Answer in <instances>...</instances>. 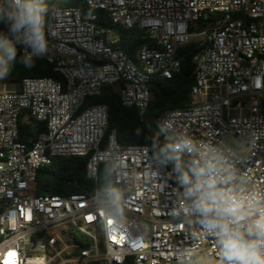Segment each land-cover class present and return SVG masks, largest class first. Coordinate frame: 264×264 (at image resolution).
I'll return each mask as SVG.
<instances>
[{
  "label": "built area",
  "instance_id": "2783aa9c",
  "mask_svg": "<svg viewBox=\"0 0 264 264\" xmlns=\"http://www.w3.org/2000/svg\"><path fill=\"white\" fill-rule=\"evenodd\" d=\"M83 1L90 12L55 7L47 21L53 35L39 59L64 83L0 79V264H190L201 254L221 264L214 237L172 216L177 186L169 171L155 170L149 148L121 144L108 131L106 105L80 107L110 87L143 119L150 82L171 79L187 56L179 49L191 43L190 102L164 111L158 126L171 120L175 132L229 152L247 187L264 194V0ZM94 11L152 46L131 59L118 30L97 24ZM22 113L44 126L29 144L19 140ZM73 156L87 157L93 194H37V171ZM105 163L122 191L119 222L96 207ZM186 250L190 256L181 255Z\"/></svg>",
  "mask_w": 264,
  "mask_h": 264
},
{
  "label": "clouds",
  "instance_id": "9594fccd",
  "mask_svg": "<svg viewBox=\"0 0 264 264\" xmlns=\"http://www.w3.org/2000/svg\"><path fill=\"white\" fill-rule=\"evenodd\" d=\"M46 0H0V79L17 62L18 45L24 49L19 62L28 70L49 53ZM167 142L150 146L157 172L170 168L177 186L174 218L194 221L214 237L221 264H264V194L251 190L229 152L197 143L185 133L175 132L166 119L161 125ZM110 169L105 163L103 175ZM96 207L119 222L124 213L122 191L109 181ZM182 256H190L186 250Z\"/></svg>",
  "mask_w": 264,
  "mask_h": 264
},
{
  "label": "trees",
  "instance_id": "16d2710c",
  "mask_svg": "<svg viewBox=\"0 0 264 264\" xmlns=\"http://www.w3.org/2000/svg\"><path fill=\"white\" fill-rule=\"evenodd\" d=\"M48 5V16L55 7H78L84 12H90L83 0H46ZM96 22L101 26L111 27L120 33V44L125 48L129 57L136 60V53L142 47H151L152 43L145 38L141 32L135 29L126 30L114 26L106 14L102 11H94ZM0 31L7 29L0 24ZM193 44L189 43L179 49L181 53H187L185 59L180 63V68L171 79L154 78L150 82L151 99L148 111L143 119L138 117L134 108L123 107L116 90L105 87L97 96H91L84 100L80 110L87 106L104 104L108 108V131L115 129L117 140L123 145H145L149 148L154 141L163 144L167 138L161 132L157 119L166 110L181 108L190 102V89L193 85L192 65L189 58L194 52ZM17 62L14 64L10 74L3 80L11 83H19L24 78H52L63 82L62 76L53 71V68L43 59L35 61V67L28 70L19 62L21 46L18 45ZM19 140L29 144L37 134L44 130V126H34L31 120L22 113L18 120ZM151 155L152 152L150 151ZM87 157H55L50 164L41 167L36 174V193L39 195L71 194L92 195L94 192V181L86 175L85 165ZM165 169V171H170ZM105 164H100L96 188L99 198H102L109 181L115 182L111 171L103 175ZM76 240L78 237L74 236ZM82 239L79 238V241ZM89 264H97L90 262Z\"/></svg>",
  "mask_w": 264,
  "mask_h": 264
},
{
  "label": "rangeland",
  "instance_id": "374dc122",
  "mask_svg": "<svg viewBox=\"0 0 264 264\" xmlns=\"http://www.w3.org/2000/svg\"><path fill=\"white\" fill-rule=\"evenodd\" d=\"M114 38V36H112ZM89 107V106H87ZM85 107V108H87ZM83 108V109H85ZM229 143L231 145H234V142L229 140ZM247 152V147L245 145H243L241 147V149L238 151V154L239 155H244L245 153ZM190 264H220L219 261H217L216 259L212 258V257H208L206 256L205 254H201L197 257H193L191 260H190Z\"/></svg>",
  "mask_w": 264,
  "mask_h": 264
}]
</instances>
